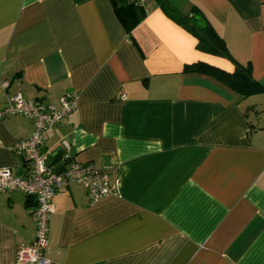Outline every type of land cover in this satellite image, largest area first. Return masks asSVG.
<instances>
[{"label":"crops","instance_id":"crops-1","mask_svg":"<svg viewBox=\"0 0 264 264\" xmlns=\"http://www.w3.org/2000/svg\"><path fill=\"white\" fill-rule=\"evenodd\" d=\"M198 6L232 58L264 84V0H168ZM113 0H0V109L9 95L77 108L45 133L57 165L74 160L119 180L91 202L71 183L49 219L51 264H264V92L248 97L217 77L186 70L234 62L203 52L158 0L123 10ZM8 83L4 87L3 83ZM0 117V168L24 175L12 150L33 131ZM34 200L0 193V264H17L36 238Z\"/></svg>","mask_w":264,"mask_h":264},{"label":"built area","instance_id":"built-area-1","mask_svg":"<svg viewBox=\"0 0 264 264\" xmlns=\"http://www.w3.org/2000/svg\"><path fill=\"white\" fill-rule=\"evenodd\" d=\"M145 5L149 0H134ZM4 87L8 83H3ZM77 108V96L67 93L61 96L55 107L41 99H28L21 93L9 95L0 109V117L23 115L33 121V131L25 139L18 140L12 150L23 156L26 163L24 175H14L9 168H0V193L23 192L34 200L33 218L36 223V238L32 243L20 244L16 250L17 264H51L46 256L49 243V219L55 211L56 193L78 183L87 189L91 202L118 194L119 180H112L109 173L92 163L74 160L70 145L64 142V152L57 165L50 164L43 151L45 133L66 118Z\"/></svg>","mask_w":264,"mask_h":264},{"label":"trees","instance_id":"trees-1","mask_svg":"<svg viewBox=\"0 0 264 264\" xmlns=\"http://www.w3.org/2000/svg\"><path fill=\"white\" fill-rule=\"evenodd\" d=\"M113 2L128 30L131 29V24L124 20L123 10L139 8L142 5L134 0H113ZM158 2L171 19L197 38L199 50L228 58L235 65L234 71L227 72L205 62H197L187 65L186 70L211 74L243 97L264 92V84L253 76L251 64L243 65L232 58L224 38L216 31L202 9L193 6L188 13H183L178 8L172 7L168 0H158Z\"/></svg>","mask_w":264,"mask_h":264}]
</instances>
